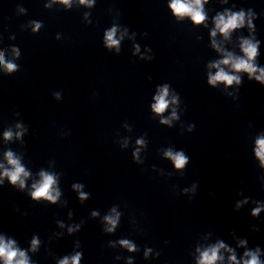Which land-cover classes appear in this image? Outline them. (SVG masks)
Wrapping results in <instances>:
<instances>
[{"label": "clouds", "instance_id": "clouds-1", "mask_svg": "<svg viewBox=\"0 0 264 264\" xmlns=\"http://www.w3.org/2000/svg\"><path fill=\"white\" fill-rule=\"evenodd\" d=\"M65 4L69 2V0H63ZM81 3H87L88 0H80ZM207 0H172L170 3V8L173 13L178 17L189 16L194 24H201L205 21L206 17L203 11V4L206 3ZM245 20L244 12L241 11L239 13L234 14H225L218 15L215 19V30L212 31L211 35L213 37L216 36L217 31L225 38L228 37L229 33L237 28L243 26ZM39 27V25H37ZM249 27H251V21L249 20ZM116 33V29L113 28L110 32L107 33L106 40L109 47L118 45L119 41L114 39ZM258 43H252L250 40H244L242 42V51L245 54L246 59L241 58H233L231 54H226V58L219 61L216 64L211 65L210 67H215L218 69L215 75L209 76V84L215 86L218 82H223L226 85H232L233 82L239 83L240 79L238 76L230 75L220 68V65H230L231 68L236 72H247L250 78L259 71V75L255 76L257 81L264 83V69H257L253 63L254 58L257 56V47ZM213 47H216L215 41H213ZM219 50V49H217ZM0 64H4V67L9 71H14L16 66L12 63H4L3 53H0ZM168 96V88L164 86L160 94L155 97L156 103L152 106L153 110L157 113H163L165 109L169 105V101L166 99ZM175 101H173L174 103ZM173 116H175V112H173ZM162 123H168L167 120L162 121ZM19 127V125L17 126ZM19 135V133L17 134ZM12 137V133L6 132L5 139H10ZM138 143H142V141H138ZM165 155L170 158L174 166L177 169L182 168L187 162L188 158L184 155L183 152L173 153L172 151H168ZM256 155L261 159L262 165H264V138H261L257 141V149ZM6 159L11 165V170H5L3 173H0V178L6 176L12 184L19 183L20 187H24V178L29 176V173L25 171L24 167L21 166L18 159L14 158L12 152L6 153ZM40 181L39 183L33 184V191L31 196L35 200L46 199L52 203H55L59 192L54 189V185L56 183L55 177L52 174H48L46 172L40 173ZM75 187H80L76 185ZM85 198V194L81 193V199ZM240 205H237V209ZM264 210V208L258 206L252 211L253 216H258V214ZM95 215V214H94ZM106 220L109 224L112 225V228H109L108 231H112L117 223V218L114 217H106ZM71 231V229H70ZM122 245L128 247L130 251L134 250V246L130 244L129 241L124 240L120 242ZM241 245L245 244L246 241H241ZM38 244V240L35 238L32 241L33 250H35ZM221 249H226V246L222 242H218L215 246L208 248L203 251L200 255V259L198 264H217V261H222L223 257L219 255ZM230 251L229 249H226ZM259 249H257L256 253L253 252H245V256L249 257V259L243 260L242 264H261V261L258 258ZM0 260L3 261V264H29L28 258L24 251H20L19 249L14 247L13 241H8L7 243L0 239ZM80 254L77 253L71 260V264H79ZM230 264H240L237 262L235 255H231L229 257ZM60 264H70L68 259H64L60 262Z\"/></svg>", "mask_w": 264, "mask_h": 264}]
</instances>
